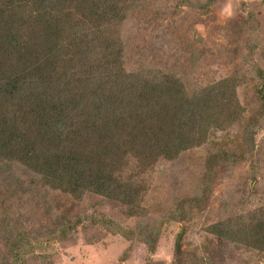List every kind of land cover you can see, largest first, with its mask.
<instances>
[{
    "label": "trees",
    "instance_id": "trees-1",
    "mask_svg": "<svg viewBox=\"0 0 264 264\" xmlns=\"http://www.w3.org/2000/svg\"><path fill=\"white\" fill-rule=\"evenodd\" d=\"M149 3L0 0V165L15 163L42 187L75 199L92 193L116 201L134 217L142 178L159 160L235 126L241 161L253 157L264 115L250 117L241 106L233 77L189 88L166 61L142 59L127 69L118 27L132 16L149 25L158 10L149 8L147 18ZM255 97L262 109L264 89ZM207 231L263 255L264 207Z\"/></svg>",
    "mask_w": 264,
    "mask_h": 264
},
{
    "label": "rangeland",
    "instance_id": "rangeland-1",
    "mask_svg": "<svg viewBox=\"0 0 264 264\" xmlns=\"http://www.w3.org/2000/svg\"><path fill=\"white\" fill-rule=\"evenodd\" d=\"M149 8L158 9L149 25L132 16L118 27L127 69L166 61L189 88L233 77L241 106L264 115L255 97L264 89V0H150L147 18ZM258 122L248 161L235 126L147 168L134 217L116 201L75 199L15 163L0 165V264H264V254L207 231L264 207V116Z\"/></svg>",
    "mask_w": 264,
    "mask_h": 264
}]
</instances>
